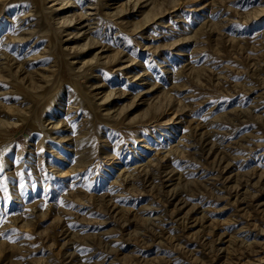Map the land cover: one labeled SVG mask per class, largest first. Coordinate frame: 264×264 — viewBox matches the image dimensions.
Wrapping results in <instances>:
<instances>
[{"label":"rangeland","instance_id":"1","mask_svg":"<svg viewBox=\"0 0 264 264\" xmlns=\"http://www.w3.org/2000/svg\"><path fill=\"white\" fill-rule=\"evenodd\" d=\"M0 264H264V0H0Z\"/></svg>","mask_w":264,"mask_h":264},{"label":"bare ground","instance_id":"2","mask_svg":"<svg viewBox=\"0 0 264 264\" xmlns=\"http://www.w3.org/2000/svg\"><path fill=\"white\" fill-rule=\"evenodd\" d=\"M56 48V47H55Z\"/></svg>","mask_w":264,"mask_h":264}]
</instances>
